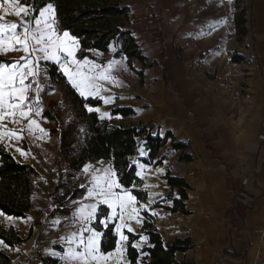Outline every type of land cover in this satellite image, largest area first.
I'll use <instances>...</instances> for the list:
<instances>
[{
	"label": "crops",
	"instance_id": "1",
	"mask_svg": "<svg viewBox=\"0 0 264 264\" xmlns=\"http://www.w3.org/2000/svg\"><path fill=\"white\" fill-rule=\"evenodd\" d=\"M126 2L131 8L132 32L137 45L142 47L140 50L148 54L156 49L162 51L167 64L162 69L144 73L143 83L139 77V80L134 78L131 89L127 78L130 66L125 58L128 70L119 74L122 86H110V94L116 99L110 104L100 100V112L108 113L111 118L104 119L113 125L147 127L152 137L161 138V130L164 135L170 132L174 144L185 145L186 149L173 150L170 139L151 163L145 137H141L137 155L131 162L137 173L140 171L137 162L150 165L151 172H145L143 178L137 173L136 176L147 195L145 201L139 202L146 204L149 199L153 202L151 211L141 209L140 224L132 222L135 231L127 233L125 230L128 241L123 259L131 264L127 253L129 234H132L139 237L134 243L141 245L140 249L136 248L140 254L136 264L149 262L144 250L152 245L143 226L150 218L147 223L153 225L163 242L191 239L194 248L178 253L179 263L264 264V0H233L223 6H218L215 0H135L133 5L129 0ZM241 11L249 14L250 19L246 26L248 35L239 42L236 15ZM220 18L227 19V25L207 28L208 23ZM11 19L16 17H7L8 22ZM135 19L142 22V26L136 27ZM79 51L80 47L77 58ZM10 53L0 58L9 62ZM20 54L15 61H21L25 55L21 51ZM235 56L240 59L233 61ZM91 57L98 59L94 63L104 66L114 59L124 58L116 57L112 48L108 55L92 52L86 58L91 60ZM41 96L46 108L63 95L55 90ZM118 108L132 109L134 115L113 116L112 111ZM45 120L38 123L48 136L35 138L27 132V122H23L22 139L9 142L5 138L0 143L14 158L35 168L39 174L35 186L41 178L47 182L40 196L35 197L34 193L33 206L25 218L14 222L0 218L3 229H13L25 240L12 246L19 248V253L0 248L10 257L9 264H42L43 259L56 261L45 255V250L52 242L61 243L59 238L78 226L63 223L71 219V214L56 217L61 219L62 225H53V218L49 217L56 209L52 195L60 178L55 167L59 141L51 137L50 123ZM5 124L13 130L17 127L7 121ZM50 140L58 141L56 149L43 153L44 142ZM17 147L27 155L21 156L15 151ZM141 149H145L142 157L138 154ZM183 155L189 156L190 161H181ZM135 158L141 160L134 161ZM101 163L102 168L110 166L106 160L86 166ZM158 169L163 171L157 172ZM168 174L184 179L190 187L186 191L188 200L184 201L186 214L172 210L180 197L177 198L179 188L172 189L168 184ZM146 184L159 186L146 188ZM86 197L87 194L73 201L70 208H75L77 203H89ZM153 211L157 214L152 215ZM145 236L147 242L141 240ZM226 252L240 256L241 261L225 257Z\"/></svg>",
	"mask_w": 264,
	"mask_h": 264
},
{
	"label": "trees",
	"instance_id": "2",
	"mask_svg": "<svg viewBox=\"0 0 264 264\" xmlns=\"http://www.w3.org/2000/svg\"><path fill=\"white\" fill-rule=\"evenodd\" d=\"M51 2L57 9V23L60 29L69 31L80 44L78 58L90 57L92 52H100L108 55L113 45L119 48L116 57L127 58L130 69L133 70L131 61L137 60L143 66L138 72L140 82L144 81V70L154 67L147 63V57L137 45L135 36L132 35L131 8L126 0H36L37 7ZM247 18L244 11L236 15L237 39L242 42L248 35ZM117 41L119 43H117ZM240 58L233 57V61ZM0 62L4 59L0 58ZM47 75L52 82L59 86L62 100L54 102L44 110L43 117L50 123L51 137L59 141L58 157L55 167L60 172L59 183L52 195L56 209L49 217L58 215L69 216L71 208L66 207L70 201L82 199L87 194V188L76 182L77 176L88 163H96L106 160L116 171L121 185L131 189L138 200L145 201L146 193L141 190V180L136 176L137 169L131 162L140 147L141 137H145L149 160L151 163L157 158L158 151L172 140V149L185 150L186 146L180 143L174 144V138L170 132L163 137H152L146 128L125 127L110 124L107 119H101L96 112H88L87 107H99L101 101L97 99H85L71 87L66 77L59 72L58 66L47 62ZM58 106V107H55ZM69 117H67V115ZM121 114L124 117L134 115L132 109L118 108L112 111V115ZM181 161H190V157L183 155ZM161 161L157 162L160 165ZM39 176L35 168L30 164H23L6 151L0 145V208L18 218H25L32 208V197L35 193V182ZM168 184L172 189L179 188L180 199L175 201L173 212L186 214L184 201L188 200L186 191L189 185L181 178H173L167 175ZM143 230L148 231L149 241L152 247L144 250L148 253L149 262L146 264H188L178 262L176 255L186 252L194 247L190 238L177 239L166 243L154 230L151 223H145ZM0 238L8 244L15 246L25 242L13 230H5L0 224ZM129 249L127 257L131 264H136L139 252L132 244L139 237L129 234ZM117 237L109 226L105 230V238L102 241L104 251L114 250ZM225 257L235 258L241 261L238 255L225 253ZM42 264H57L56 261L43 259ZM10 257L0 251V264H9Z\"/></svg>",
	"mask_w": 264,
	"mask_h": 264
},
{
	"label": "snow or ice",
	"instance_id": "3",
	"mask_svg": "<svg viewBox=\"0 0 264 264\" xmlns=\"http://www.w3.org/2000/svg\"><path fill=\"white\" fill-rule=\"evenodd\" d=\"M218 6L231 4L233 0H215ZM14 16L15 22H8L7 17ZM220 25H227V19L220 18L207 24L210 30ZM203 31V26L201 28ZM132 35H135L134 33ZM117 43H119L117 41ZM79 40L67 30L59 28L57 23V9L53 3L37 7L36 0H0V55H7L13 51H21L25 55L21 61L0 62V143L5 138L9 142L23 138L22 133L26 123V130L30 135L39 139L49 134L40 126L36 117L44 111L41 93L45 91L41 65L47 62L58 66V70L80 97L97 98L104 104L113 103L116 97L110 94V86H122L119 74L128 70L125 58L112 60L106 66L94 63L88 58H77ZM115 52V45L112 46ZM219 55L220 53H212ZM35 87H32V86ZM51 92V89L48 90ZM29 93H34V98H29ZM106 94V95H105ZM124 99V97H119ZM88 112L100 114V118H111L108 113H101L99 107H87ZM116 118H121L117 116ZM5 121L16 125L10 129ZM39 137H36V133ZM159 135H164L163 130ZM21 156L27 153L21 148L15 149ZM140 155H145V149L140 150ZM138 176L143 178L145 172H151L150 165H140ZM162 172V169L156 170ZM85 174L91 176L90 187L87 188L89 203H77L71 209V219L67 226L78 225L75 231L62 236L58 242H52L51 247L45 250V255L57 261V264H128L124 260L125 244L128 236L135 229L132 222L141 223V209L151 211L152 199L146 204H141L137 197L124 188L119 182L116 171L109 166L95 169L91 164L83 168ZM159 185L146 184V188H156ZM73 203V201H70ZM154 211L152 215H156ZM0 218L9 222L18 219L6 209L0 208ZM96 221L94 225L93 222ZM53 225H62L59 218H53ZM112 230L118 237L117 245L113 250L104 251L102 241L105 230ZM147 242L148 237H142ZM132 247L140 249L139 243ZM0 248L20 252L19 248H12L3 238H0ZM147 255V253H144Z\"/></svg>",
	"mask_w": 264,
	"mask_h": 264
},
{
	"label": "rangeland",
	"instance_id": "4",
	"mask_svg": "<svg viewBox=\"0 0 264 264\" xmlns=\"http://www.w3.org/2000/svg\"><path fill=\"white\" fill-rule=\"evenodd\" d=\"M129 2H130V4H134L135 3V0H129ZM12 16H10V18H11ZM246 17H247V20H249L250 19V16H249V14H247L246 15ZM15 18V17H14ZM9 21H11V22H15V21H17V18L16 19H11V20H9ZM135 26L136 27H140V26H142V22H140L139 20H137V19H135ZM139 46V45H138ZM116 47V50H115V52L117 53L118 52V50H119V48L117 47V46H115ZM112 48V47H111ZM139 48L142 50V47H140L139 46ZM156 49V48H155ZM112 52H113V50H112ZM24 54V53H23ZM20 51H13V52H11L7 57H9L10 58V60H13V61H15V59H17V58H19L20 57ZM143 55H148L147 57V63H149V64H154L155 65V68H146L145 70H144V73L145 74H149L150 72H152L153 70H158L159 68H163L164 67V65H166L167 64V62H165L166 61V59H163V52L162 51H157V49H156V51L154 52V53H146L145 51H143ZM2 58V57H1ZM4 58V57H3ZM2 58V59H3ZM165 58V57H164ZM92 61H97L98 59H95L94 57H91L90 58ZM10 60H9V62H10ZM4 61L5 62H8V59H5L4 58ZM131 63H132V66H133V70H131L130 69V71H129V77H127L128 78V83H129V86L131 87V89L134 87L133 86V84L131 83L132 81H133V79L134 78H137L138 80H139V78H138V75H137V73L138 72H141L142 70H143V66L141 65V63H139L137 60H132L131 61ZM41 73H42V76H44V75H47V69H46V67L44 66V63L42 62V65H41ZM47 79L46 80H43L42 81V83L44 84V87H45V91L44 92H42V93H45V92H49L48 90L49 89H51V92L50 93H53L55 90L57 91V92H59L60 91V89H59V86L56 84V83H54V82H52V80H50V78H49V76L47 75ZM61 92V91H60ZM42 93H41V95H42ZM41 100H42V96H41ZM61 100H62V98L60 99V100H57V101H54V102H57V103H59L60 104V102H61ZM54 102H51V103H54ZM43 103V102H42ZM50 103V104H51ZM49 104V105H50ZM49 105L46 107V108H44V110L45 109H47L48 107H49ZM43 106H44V103H43ZM55 107H58V106H55ZM43 113H44V111H43ZM43 113H42V115L40 116V117H36V119H37V121L39 122V121H46L44 118H43ZM101 113H103V112H101ZM66 115H67V113H65ZM67 117H69L68 115H67ZM47 129V128H46ZM1 145V144H0ZM57 145H58V141H53V140H50V142H44V144H43V150H42V152L43 153H45V151H49V150H55L56 149V147H57ZM45 147H46V149H45ZM50 148V149H49ZM142 148V147H141ZM171 148L169 149V151L171 152ZM138 154H139V156H141L140 155V152H138ZM142 157V156H141ZM140 157V158H141ZM140 158H135L134 159V161H140L141 159ZM95 169H98V168H102L101 166H103V163H101V164H91ZM88 166V165H87ZM44 179V178H43ZM90 179H91V176L89 175V174H85L84 172H83V170H82V172L77 176V178H76V182H78L79 184H81V185H84V186H86V188H89L90 187ZM45 180V179H44ZM46 180H45V184H42V182L39 180L38 181V183H37V185L35 186V188H36V191H35V197H38V196H40L41 195V193L43 192V190L45 189L44 187L46 186ZM178 197H180V194L179 193H177V198ZM72 204V203H71ZM71 204H68L66 207H71ZM150 220V218L149 219H147V222ZM194 248V247H193Z\"/></svg>",
	"mask_w": 264,
	"mask_h": 264
},
{
	"label": "built area",
	"instance_id": "5",
	"mask_svg": "<svg viewBox=\"0 0 264 264\" xmlns=\"http://www.w3.org/2000/svg\"><path fill=\"white\" fill-rule=\"evenodd\" d=\"M30 96H31V99H33L34 98V93L30 94ZM262 138L264 139V136ZM40 181L42 182V184H45V180L43 178H41Z\"/></svg>",
	"mask_w": 264,
	"mask_h": 264
}]
</instances>
